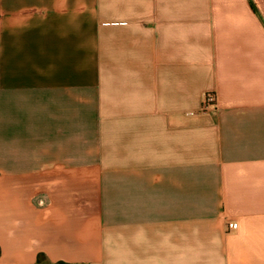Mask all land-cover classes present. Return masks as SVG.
<instances>
[{
	"label": "crops",
	"instance_id": "crops-1",
	"mask_svg": "<svg viewBox=\"0 0 264 264\" xmlns=\"http://www.w3.org/2000/svg\"><path fill=\"white\" fill-rule=\"evenodd\" d=\"M0 248L264 264V0H0Z\"/></svg>",
	"mask_w": 264,
	"mask_h": 264
},
{
	"label": "built area",
	"instance_id": "built-area-1",
	"mask_svg": "<svg viewBox=\"0 0 264 264\" xmlns=\"http://www.w3.org/2000/svg\"><path fill=\"white\" fill-rule=\"evenodd\" d=\"M217 98L215 94L209 93L205 96L204 99V108H209L211 106L216 107ZM228 229L230 231H236L238 229V224L233 222L228 224Z\"/></svg>",
	"mask_w": 264,
	"mask_h": 264
},
{
	"label": "trees",
	"instance_id": "trees-1",
	"mask_svg": "<svg viewBox=\"0 0 264 264\" xmlns=\"http://www.w3.org/2000/svg\"><path fill=\"white\" fill-rule=\"evenodd\" d=\"M0 255H1V248H0ZM36 264H69V263H65V262L51 263L45 254H39Z\"/></svg>",
	"mask_w": 264,
	"mask_h": 264
}]
</instances>
